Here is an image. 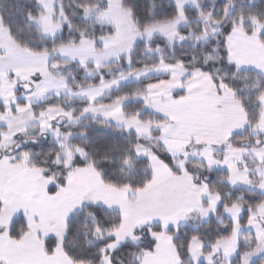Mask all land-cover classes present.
<instances>
[{
    "label": "snow or ice",
    "instance_id": "snow-or-ice-1",
    "mask_svg": "<svg viewBox=\"0 0 264 264\" xmlns=\"http://www.w3.org/2000/svg\"><path fill=\"white\" fill-rule=\"evenodd\" d=\"M254 3L0 10V264H264Z\"/></svg>",
    "mask_w": 264,
    "mask_h": 264
},
{
    "label": "trees",
    "instance_id": "trees-1",
    "mask_svg": "<svg viewBox=\"0 0 264 264\" xmlns=\"http://www.w3.org/2000/svg\"><path fill=\"white\" fill-rule=\"evenodd\" d=\"M17 2L18 0H0V10L7 12L11 8L12 11H15ZM19 2L23 4V0H19ZM237 2L241 7H249L248 0H237ZM251 7L260 11H264V0H255V3L251 5ZM113 135L118 136L119 134L112 132L105 134L103 129H97L96 132L93 133V136L97 140H104L106 137H111Z\"/></svg>",
    "mask_w": 264,
    "mask_h": 264
},
{
    "label": "rangeland",
    "instance_id": "rangeland-1",
    "mask_svg": "<svg viewBox=\"0 0 264 264\" xmlns=\"http://www.w3.org/2000/svg\"><path fill=\"white\" fill-rule=\"evenodd\" d=\"M191 223H192V222L190 221V222H189V226L191 225Z\"/></svg>",
    "mask_w": 264,
    "mask_h": 264
}]
</instances>
